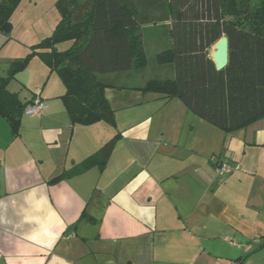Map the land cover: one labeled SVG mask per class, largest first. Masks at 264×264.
I'll return each instance as SVG.
<instances>
[{
    "label": "crops",
    "instance_id": "1",
    "mask_svg": "<svg viewBox=\"0 0 264 264\" xmlns=\"http://www.w3.org/2000/svg\"><path fill=\"white\" fill-rule=\"evenodd\" d=\"M57 1L19 3L11 33L0 32V77L52 35ZM132 1L151 18L138 29L146 65L120 60L98 75L113 85L115 126L73 125L66 87L39 57L9 83L27 107L46 108L24 113L16 137L0 116V264H264V118L225 133L180 99L141 91L175 79L158 62L174 38L164 0ZM114 139L103 169L69 175ZM223 161L237 170L220 175Z\"/></svg>",
    "mask_w": 264,
    "mask_h": 264
},
{
    "label": "trees",
    "instance_id": "2",
    "mask_svg": "<svg viewBox=\"0 0 264 264\" xmlns=\"http://www.w3.org/2000/svg\"><path fill=\"white\" fill-rule=\"evenodd\" d=\"M21 1L1 2V33H11V17ZM164 6L174 45L158 55V62L172 63L175 79L149 81L141 91L178 98L188 110L225 133L264 118V0H164ZM56 7L61 19L52 35L32 46L25 58L11 65L6 77H0V116L15 137L27 104L8 85L34 57L58 74L66 87L62 100L71 122L83 126L116 124L105 96V89L113 85L99 79V74L118 71L120 60L126 61L124 67L146 65L138 35L141 25L151 21L144 5L139 11L132 0H58ZM222 37L229 40V62L217 71L209 49ZM67 42L72 43L69 49H57ZM116 140L69 175L94 166L103 169Z\"/></svg>",
    "mask_w": 264,
    "mask_h": 264
},
{
    "label": "built area",
    "instance_id": "3",
    "mask_svg": "<svg viewBox=\"0 0 264 264\" xmlns=\"http://www.w3.org/2000/svg\"><path fill=\"white\" fill-rule=\"evenodd\" d=\"M45 108H46L45 103L39 99H36L32 105L28 106L25 109L24 113H26V114H38L42 110H44ZM237 168L238 167L235 166L234 164H231L228 161H223L219 164L218 171H219L220 175L226 176V175L232 174L234 171L237 170ZM249 249H250V246H248L246 248V250H249ZM228 264H252V263H250L249 261L244 260V259H239V260L231 261Z\"/></svg>",
    "mask_w": 264,
    "mask_h": 264
},
{
    "label": "water",
    "instance_id": "4",
    "mask_svg": "<svg viewBox=\"0 0 264 264\" xmlns=\"http://www.w3.org/2000/svg\"><path fill=\"white\" fill-rule=\"evenodd\" d=\"M212 61L215 64L217 71L226 68L229 62V40L227 37H222L215 45L212 53Z\"/></svg>",
    "mask_w": 264,
    "mask_h": 264
},
{
    "label": "rangeland",
    "instance_id": "5",
    "mask_svg": "<svg viewBox=\"0 0 264 264\" xmlns=\"http://www.w3.org/2000/svg\"><path fill=\"white\" fill-rule=\"evenodd\" d=\"M65 46V45H64ZM64 46L62 45V47H60V48H64Z\"/></svg>",
    "mask_w": 264,
    "mask_h": 264
}]
</instances>
